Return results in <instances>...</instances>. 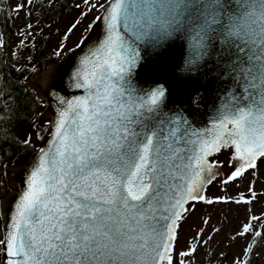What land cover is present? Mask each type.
<instances>
[{
  "label": "snow or ice",
  "instance_id": "snow-or-ice-1",
  "mask_svg": "<svg viewBox=\"0 0 264 264\" xmlns=\"http://www.w3.org/2000/svg\"><path fill=\"white\" fill-rule=\"evenodd\" d=\"M32 5L25 0L15 11ZM75 7L84 18L102 11L74 49L65 50L64 41L80 19L54 52L60 58L87 48L76 64L54 66L45 76L48 95L63 107L50 122L51 139L38 150L27 190L9 209L0 264H193L213 239L202 238L210 216L200 217L186 250L176 249L198 206L257 199L252 181L239 198L207 193L216 182L226 193L264 163V0H83ZM101 24L102 37L89 47ZM178 39H193L198 49L180 67L181 82L202 72L228 85V103L211 129L192 128L179 112L167 115L170 87L142 90L135 83L152 54L183 50L173 43ZM67 88L86 94L67 99L61 95ZM23 143L31 146L30 137ZM229 149L224 174L225 164L210 157ZM248 212L231 239L252 240L232 264H250L264 233V213Z\"/></svg>",
  "mask_w": 264,
  "mask_h": 264
},
{
  "label": "trees",
  "instance_id": "trees-1",
  "mask_svg": "<svg viewBox=\"0 0 264 264\" xmlns=\"http://www.w3.org/2000/svg\"><path fill=\"white\" fill-rule=\"evenodd\" d=\"M72 9L71 0H38V11L35 15L40 21L36 24L37 31L31 34L30 41H24V47L20 46V42L13 60L10 52L15 17L12 0H0V202L13 188L5 177V168L26 164L45 144L49 134L50 118L35 114L30 120V116L43 100L39 98L36 89L27 85L23 78L33 68L45 69L51 62L59 60L54 54H45L50 38L49 23H58ZM27 124L30 130L23 132V127ZM28 137L31 139V146L23 143ZM1 230L0 217V233ZM262 244L264 233L262 237L256 238L255 247Z\"/></svg>",
  "mask_w": 264,
  "mask_h": 264
},
{
  "label": "water",
  "instance_id": "water-1",
  "mask_svg": "<svg viewBox=\"0 0 264 264\" xmlns=\"http://www.w3.org/2000/svg\"><path fill=\"white\" fill-rule=\"evenodd\" d=\"M103 32V24L96 27L95 31L91 33L88 46L91 47L95 44L97 39L102 37ZM173 43L176 45H183V50H181L180 47H173L167 51L166 55L157 56L156 54H152L149 59H146L144 62L146 70H137L135 83L138 89L142 90H150L160 83H163L166 87H170L171 95L164 106L167 115L171 116L179 112L181 115L188 118L192 124V128L196 130L211 129L220 111L223 110V106L228 103L226 92L228 85L214 79L211 74L204 75L202 72L196 74L197 79L195 81L190 80L187 83L181 82L184 79V74L180 71V67L186 59H195L198 49L193 39H178ZM86 51L87 48L83 51L76 50L74 53H67L59 61L50 63L37 78L34 77L35 72H33V70L24 78V81L28 85L36 89L38 96L45 100L46 107L41 112V116L50 117L51 121L58 119L59 111L63 107L56 99L48 95V84L45 80L46 74H48L54 66L63 64L67 67L69 64H76ZM149 60H151V63H149ZM209 67H211V65H209ZM35 69L39 71V68ZM197 88H199V93L196 96V103H192V94L196 92ZM85 94L84 90H77L74 88H67L61 91V95L67 97V99H74L77 96ZM51 133L52 124L49 138L43 147L50 141ZM37 159L38 152L29 159L28 164L15 165L13 167L7 166L5 168L7 180L12 186L18 187V190L7 193L0 203L3 236L6 227H10L8 223L9 209L14 208L19 197L27 190V178L32 170L33 163ZM220 171L222 172V169H220ZM2 259L3 254L1 253V261Z\"/></svg>",
  "mask_w": 264,
  "mask_h": 264
},
{
  "label": "rangeland",
  "instance_id": "rangeland-1",
  "mask_svg": "<svg viewBox=\"0 0 264 264\" xmlns=\"http://www.w3.org/2000/svg\"><path fill=\"white\" fill-rule=\"evenodd\" d=\"M73 3V9L70 13L64 14L58 23L50 22V38L49 43L45 47V54L50 55L54 54L55 50L60 46L63 36L71 25L77 20H81V24L74 34H69V40L64 41L65 50L68 48H74L78 42L80 36L84 33V29L90 24L96 15L100 14V11H93L89 14L87 18L81 16V10L75 7L76 4L83 5V0H71ZM25 0H12V10L15 14L14 17V33L12 35V44L10 46L11 55L14 58L16 51L19 49L21 41H30L31 34L36 33L39 23L38 16L35 15L38 11V1L33 0V5L25 8L20 11L19 14L15 11L16 6L20 3H24ZM30 12L31 15H26ZM28 24H32L33 27L29 29ZM48 24V25H49ZM24 33V35H21ZM30 33V35H28ZM24 54H26L24 52ZM66 55V54H65ZM65 55L60 57L63 58ZM26 56V55H25ZM46 69V68H45ZM39 67V71L35 72L34 77L37 78L42 74V71ZM30 86V85H29ZM46 107L45 100L43 103L36 108L34 113L30 116V120L35 114H41V112ZM50 118V117H49ZM29 120V121H30ZM29 124L23 127V132H28ZM22 130V129H21ZM35 135H33V138ZM48 138V135H47ZM231 154V149L223 151L221 154L211 157V159L219 160L225 164V167L222 168V172L227 174L230 169L227 167V160ZM27 164V163H26ZM13 167V166H9ZM249 181L253 182L254 190L257 193V199L253 200L250 205H241L237 206L235 204L229 205H215V206H198V211L193 217H191L187 223H185L179 233V245L176 249L177 252L186 250L188 247L189 241L192 240V237L195 235L194 229L201 226L200 217H211L210 224L205 226L206 231L203 235V239L207 240L211 235L213 239L209 241L207 245L201 246L198 252L193 257V264H232L233 258L241 255L245 246L251 242L252 237L249 236L247 240L239 239L232 240L231 237L235 234L237 230L241 227L242 223L247 222V217L249 215L248 209H251L252 215H261L264 213V163H259L258 170L256 171L255 177L251 174L247 175L246 179H243L239 182V186L236 183H233L226 187V193L221 192V185L216 182L213 185L209 186L208 195L217 196L227 194L229 196L240 197V194L243 193L248 195V185ZM11 191H17L18 187L12 186ZM1 217V213H0ZM2 223V218H1ZM213 228H219L221 231L219 234L213 233ZM0 238H3L2 230L0 233ZM223 253V255H220ZM250 264H264V244L254 247L253 252L250 257Z\"/></svg>",
  "mask_w": 264,
  "mask_h": 264
}]
</instances>
